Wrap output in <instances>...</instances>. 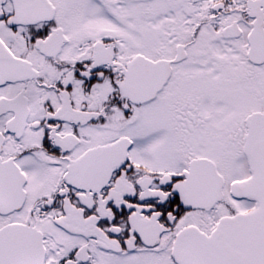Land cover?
Listing matches in <instances>:
<instances>
[{"label":"snow or ice","instance_id":"obj_1","mask_svg":"<svg viewBox=\"0 0 264 264\" xmlns=\"http://www.w3.org/2000/svg\"><path fill=\"white\" fill-rule=\"evenodd\" d=\"M0 264H264V0H0Z\"/></svg>","mask_w":264,"mask_h":264}]
</instances>
